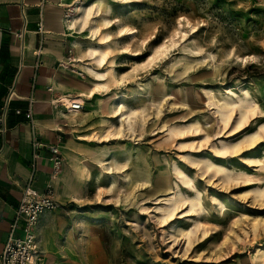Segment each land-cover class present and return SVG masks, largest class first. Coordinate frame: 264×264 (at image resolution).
Here are the masks:
<instances>
[{"label":"rangeland","instance_id":"1","mask_svg":"<svg viewBox=\"0 0 264 264\" xmlns=\"http://www.w3.org/2000/svg\"><path fill=\"white\" fill-rule=\"evenodd\" d=\"M73 5H94L96 20L119 22L102 30L113 40L115 78L96 99H86L82 114L62 122L70 130L64 146L79 159L67 167L71 156L61 151L59 185L69 188L70 197L60 216L77 235L100 236L117 262L259 264L264 196L252 190L260 183L264 188V0H73ZM75 6L63 7L65 16L59 17L81 16ZM122 27L135 29L136 37H118ZM70 38L64 61L70 64L67 75L77 81L69 92L78 96L94 87L88 68L101 71L87 54L100 45L82 30ZM163 44L170 45L165 55L148 65ZM79 56L82 62H75ZM119 102L136 111L121 132L120 118L110 114ZM241 110L249 115L246 126L236 129ZM189 128L182 136L175 133ZM224 144L236 148L225 156L219 152ZM209 163L224 167L233 180L214 168L206 171ZM178 193L200 198L198 215L188 214L187 204L162 226L155 208L180 199ZM197 223L189 247L180 232Z\"/></svg>","mask_w":264,"mask_h":264},{"label":"crops","instance_id":"2","mask_svg":"<svg viewBox=\"0 0 264 264\" xmlns=\"http://www.w3.org/2000/svg\"><path fill=\"white\" fill-rule=\"evenodd\" d=\"M59 15L65 16L60 0H0V118L9 104L5 134L1 133L0 122V252L33 173L34 186L41 192L52 181L50 147L58 145L72 157L67 167L79 159L64 146L70 130L62 123L64 118L78 115L56 101L74 96L69 90L77 83L65 68L71 38L60 23L65 17ZM19 32H24L23 38L17 36ZM29 111L31 118L26 116ZM62 111L69 114L64 117ZM35 143L42 159L34 169ZM59 174L54 193L61 207L40 216L35 233L43 259L37 264H137L115 261L100 236L77 235L71 229L72 225L60 216L70 191L60 188Z\"/></svg>","mask_w":264,"mask_h":264},{"label":"bare ground","instance_id":"3","mask_svg":"<svg viewBox=\"0 0 264 264\" xmlns=\"http://www.w3.org/2000/svg\"><path fill=\"white\" fill-rule=\"evenodd\" d=\"M81 1L83 2V0H81ZM122 1H125L128 3L129 0H122ZM60 2H61V6H63V7H74L75 6V5H73V0H60ZM96 9H98V8H96V6H94V5L89 6V7H84V8L82 7V5H76L74 11L80 13L81 16H79V17L68 16V17L62 18L60 20V23H61L62 27L64 28V31L67 35L72 36L77 31L82 30V31L86 32V34L89 36V38L91 40H98L99 45H100L98 48L91 46L92 48H89L87 50V54L89 55V57H91V59L94 60V64L96 66V69L98 67L101 70V71H99V70H95L94 68H88L89 74L94 79V87L90 88L87 92H82L78 96H71V95L70 96H62L63 103H60L61 107L63 106L66 108V106H68L72 100H79L83 104V108L80 111L73 112V113L70 111L72 114L78 115V116L80 114H82L85 110L86 99H91V100L96 99L98 96V93H100L102 90H108L109 86H108L107 82H109V80L111 78H113V79L115 78L114 77V73H115L114 72V65L115 64H113V61H110V57H111V53H112V48L110 46V42L113 40L111 39L110 34H104L102 30L112 28L116 22H119V20L116 19L115 21H112V20H109L106 18L96 20L95 19L96 18L95 15L97 14ZM136 32L137 31L135 29L122 27L118 32V37H120V38H122V37L135 38ZM76 43H77V41H73L74 47L76 46ZM174 43L175 42H172V45H174ZM169 47H170V45H166V44L159 46L156 49L155 53L149 58L148 65L153 64V62L157 61L159 58H161L163 55H165V53ZM132 53H133L132 55H134V56L138 55V53L136 51H132ZM75 62H82L81 56L76 57ZM107 65H109V66H107ZM65 68L67 70L70 69V64L65 63ZM134 70L137 71L138 68H135ZM115 82L117 83L119 81L115 80ZM54 103H55V101H54ZM135 113H136L135 110H132V109L127 110L125 105H123L120 102L117 103L115 106L111 107L110 114L113 115L112 117H115V118L119 117L120 118V127L117 128L116 130H118L119 132L123 131L125 124L128 123L131 115H133ZM61 114H62V116L65 117L69 113H65L64 111H62ZM240 114H241V116L237 122L236 129H240V128L242 129V128H244V126H246L245 120L247 119V116L249 115V114H247L246 110H241ZM246 114H247V116H246ZM252 115H253V113H252ZM260 130H264V125L260 126ZM198 131H199L198 129H195L193 132L197 133ZM186 132H191V128H189L187 131L177 130L175 133L182 136ZM109 135H115V133L111 134V132H109ZM258 135H259V131L256 132L255 134H253L252 136L250 135V136L246 137L244 140V143L248 142V144H250V141L251 140L253 141V139L256 138ZM92 138L93 139L94 138L99 139V137L98 136L96 137V135L92 136ZM244 143H242V144H244ZM235 146L236 145L231 146V145L224 144L221 151H219V152H220V154H223L226 156L230 152V150H232V148H234ZM238 146H241V145H238ZM233 150H235V149H233ZM225 156H223V157H225ZM212 168L215 169L216 174L221 175L223 177V179H225L226 181L230 182L231 180H233L231 177L232 175L226 173L224 167L214 166L212 163H209L206 166V171H209ZM175 170H176V168H175ZM182 173L183 172L177 171L176 174H177L178 178L182 181L183 185L186 188H188L189 187V181L186 180L187 179L186 177H181ZM58 174L59 173H57V176H58ZM239 182H241V181L239 180ZM260 182L261 181L258 180L256 183L259 184ZM260 186H261V183H260L259 187L252 190L253 193L257 197H263L264 196V188H262ZM177 188H179V186H177ZM100 191H101V189H100ZM178 195H180V196L177 197V195H176V197H177V199L180 197V199L176 200L173 203H171V202L169 204L167 203L168 204L167 207H164V208L156 207L155 208L156 212L158 214H160L158 219H159L160 223L162 224V226H166L167 224L172 222L176 213L187 204L190 205V208L187 210V213L190 215H198L199 209H197V206L199 208V206L201 204L200 198L199 197H196V198L184 197L181 195V193H178ZM198 227H199V224L197 223L194 228L188 229V230H183L180 232V236L187 239V244L189 247H191L193 244L191 235L194 233V230L197 229ZM204 235H205V233H204ZM176 240H177V238H174V241H176ZM37 263H39V262H36L34 264H37ZM259 264H264V252L263 251L259 255Z\"/></svg>","mask_w":264,"mask_h":264},{"label":"built area","instance_id":"4","mask_svg":"<svg viewBox=\"0 0 264 264\" xmlns=\"http://www.w3.org/2000/svg\"><path fill=\"white\" fill-rule=\"evenodd\" d=\"M17 36L23 38L24 32L17 33ZM56 101L63 103L62 97L57 98ZM8 106L7 102L4 107V114L0 118L2 134L7 132L6 113ZM68 106L71 112H78L83 108V104L79 100H72ZM26 116L31 118V111ZM41 159L39 144L35 143L31 163L34 169L37 161ZM49 161L52 163V181L46 185L45 190L41 192L34 186L35 175L33 173L22 191L18 209L8 231L7 242L0 252V264H34L41 260V249L35 233L40 216L46 211H53L61 207V203L55 198L54 193L57 173L62 170L64 164L63 155L58 145L50 147Z\"/></svg>","mask_w":264,"mask_h":264}]
</instances>
